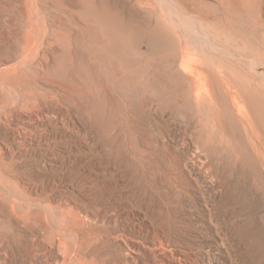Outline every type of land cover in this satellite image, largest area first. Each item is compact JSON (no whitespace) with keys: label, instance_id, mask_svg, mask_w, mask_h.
Listing matches in <instances>:
<instances>
[{"label":"bare ground","instance_id":"1","mask_svg":"<svg viewBox=\"0 0 264 264\" xmlns=\"http://www.w3.org/2000/svg\"><path fill=\"white\" fill-rule=\"evenodd\" d=\"M39 1L30 0V4L35 8ZM71 1L103 23L110 38L60 33L53 27L57 24L37 20V16L34 21L30 12L15 31L9 30L0 39V95L9 97L0 105V116L14 115L32 123L55 116L56 104L52 112L47 109L55 95L60 104H74L95 119L94 125L100 123L105 142L124 161L134 142L139 151L132 154L142 163L168 158L173 173L187 181L184 166L203 171L205 182L215 178L231 182L232 200L239 206L234 205L227 215L231 224L239 227V236L259 248L263 245L259 252L264 259V212L258 210L264 204V167H260L264 164V49L252 43L254 55L249 61L235 54L232 62L222 60L220 52L232 51L213 42L211 26L218 23L215 36H222L228 44L226 37L234 35V22L222 17L218 4L214 12L205 10L208 0H191L184 15L177 4L169 3L174 14L162 9L160 25L145 20L144 35L137 19L125 18L121 7L108 0ZM247 1L242 5L249 6ZM217 2L234 15V0ZM162 24L168 31L161 29ZM126 42L135 45L139 56H124ZM100 51L104 55L96 56ZM156 54L163 62L158 68L154 67ZM143 57L148 59L146 74L141 69ZM111 77L125 81L139 78L147 100L143 95L144 99L136 97L139 91L134 87H139L129 82L125 86V81L122 85L112 80V85L105 87ZM97 101L105 107L102 113L97 111ZM125 109L133 113L135 125L120 120V111ZM172 125L183 131L174 135ZM116 127L120 130L114 132ZM234 135H239L246 153L242 165L234 160L228 145ZM245 137L251 139L253 151L261 149L256 158L245 145ZM26 138L24 135L21 142ZM6 149L9 147L0 144V264H143L136 254L144 249L150 253L144 264H171L175 259L174 249L161 232L157 231L154 243L144 244L120 229L107 228L99 207L80 204L70 193H27L15 160H5ZM246 179L252 180L248 188ZM252 186L262 192L255 199L248 198ZM198 213L205 217V212ZM214 213L209 216L211 221L217 217ZM110 238L123 240L125 258L111 248Z\"/></svg>","mask_w":264,"mask_h":264},{"label":"rangeland","instance_id":"2","mask_svg":"<svg viewBox=\"0 0 264 264\" xmlns=\"http://www.w3.org/2000/svg\"><path fill=\"white\" fill-rule=\"evenodd\" d=\"M108 1L117 5L118 8L121 7L120 10L125 18L137 19L140 25L139 32L144 35L146 34L145 20H149L152 26L160 25L162 19L158 15L162 9L174 14L173 9L171 12L173 6L169 3L177 4L179 13L184 15L185 6L191 0H173V2L172 0L171 2L170 0ZM208 1L210 3L205 4V10L214 12L215 8L216 10L223 9L219 11L222 17L224 15L228 19L232 18L234 22V35L226 37L229 41L228 44L224 42L226 39H223L222 36L221 38L215 36L220 28L218 23L211 26L210 31L214 33L211 37L213 42L216 41L215 43H219L218 45L222 48L228 47V51L230 49V52L232 51L231 54H225L226 51L220 52L222 60L232 62L235 54L242 57L244 62L249 61L250 56L254 55L250 51L252 43L255 47L264 49V0H248L247 2L250 3L249 6L247 4L248 9H246V5H242L244 0H234V15L227 12L225 7L222 8L217 0ZM39 2L34 8L33 4H30V0H0V39H3L2 35L7 34L9 30L15 31L17 23L25 21L30 12L32 19L37 16V20L39 18L46 19L51 25L57 24L56 27H53L60 33L70 31L71 34L74 33L73 35L87 38L98 35L110 38L109 30L105 25L92 18L90 13L84 9L79 10L80 7L75 6L74 1L40 0ZM36 18L33 20L36 21ZM11 23L13 24L11 25ZM165 28L163 25L161 29L168 31ZM113 36L115 37L114 33H112ZM255 42L256 44H254ZM246 45L249 46L248 50ZM69 46L75 48L73 44H69ZM141 49L146 50L144 44ZM246 52L250 53L246 54ZM123 54L127 57L139 56L135 45L129 42H126ZM103 55L102 51L96 54L98 57ZM155 56L154 67L163 65V62H160V56L158 54ZM246 58L248 59L246 60ZM146 59L143 57L141 62L143 74L147 73L148 59ZM262 66L264 69V64ZM103 78L106 79L104 75ZM112 80L122 85L125 81V79L111 77V80L104 82V86L110 87ZM125 82V86L129 82L132 87H139H134L139 91L136 97L147 100V91L140 85L139 78L131 77ZM8 98V95H0V105L5 104ZM53 98L54 103L49 102L47 109L52 112L54 109L51 107L56 104L57 114L52 117L45 116L41 121L32 123L28 120L18 119L14 115L0 116V144L6 148L9 147V150L6 149L5 152V160L7 162L15 160L19 180L21 184L23 183V188L27 193H70L77 198L80 204H89L94 209L99 207L102 215L107 219L105 224L107 228L120 229L129 237L144 244L154 243L157 231L161 232L174 249L173 257L175 259L171 264H264V259H261L262 256L259 252L260 248L263 249V245L259 248L239 236L237 233L239 227L231 224V218L227 215L229 210L236 205L233 203L232 193H230L231 186L229 184L231 182H225L221 178L215 177V181L205 182L203 171L198 168L191 171L184 166V173L187 178L189 177L188 182L173 173L168 158L161 162H140L132 154L139 150L131 141L132 146L124 161L115 153V148L105 142L106 136L102 132L103 128L100 123L94 125L95 119L79 111L74 104H60L55 95ZM96 104L97 111L102 113L103 108L105 109L102 106V101H97ZM121 111L120 120H124L125 125L129 122L135 125L133 113H129L126 109ZM181 128V126H174L173 134L175 133L177 136L179 132L183 131ZM118 130L120 129L116 127L114 132ZM24 135L27 138L22 143ZM190 137L188 136L187 139L189 140ZM246 138L244 139L245 145L256 158L260 155L261 149L257 152L253 151L251 139L247 138L246 140ZM133 139V136L130 135V140ZM250 141L251 143H249ZM240 142L239 135H234V140L230 141L228 145L234 153V160L242 165L241 160L246 153ZM263 149L264 147L261 152L264 153ZM233 153H231L232 158ZM260 167L263 168L264 164H261ZM251 183V179H246L244 184L248 188ZM251 193L248 198L255 199L262 192L257 186H252ZM258 210L264 212V204H261ZM199 211L205 212V217H199ZM212 212L217 214L214 221L209 219ZM123 244L121 239L113 241L110 238L111 248L120 257L125 258L127 254L122 251L125 247ZM144 251L148 253L136 254L143 264L150 255L148 250L144 249Z\"/></svg>","mask_w":264,"mask_h":264}]
</instances>
